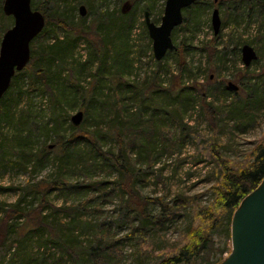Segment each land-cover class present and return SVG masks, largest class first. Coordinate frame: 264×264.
<instances>
[{"label":"rangeland","instance_id":"1","mask_svg":"<svg viewBox=\"0 0 264 264\" xmlns=\"http://www.w3.org/2000/svg\"><path fill=\"white\" fill-rule=\"evenodd\" d=\"M3 1L0 0V44L4 33L14 24L13 17L2 11ZM45 1L31 0V8L36 10ZM56 1L60 10L66 5L69 16L76 22L80 20L79 7L85 6L88 13L82 25L86 30L101 12L117 16L125 4L133 3L132 26L123 55L126 60L124 68L119 69L112 58L99 69V61L88 44L99 38L90 36V42L88 39L80 41L74 55L67 56L62 68L57 70L55 90L51 91L56 92L55 101L54 94L42 86L28 92L25 75L12 78L7 94L16 103L15 116L11 122L0 123V264H18L10 261L16 249L13 243L17 231H11L5 223L23 228L24 219L20 215L32 206L37 207L40 199L33 187L53 180L61 169L64 170L63 177L76 187L62 191L55 189L48 199L57 208L75 205L78 212L66 214L46 210L44 214L66 222H69V216L79 214L72 230L77 241H90L93 229H102L104 238L115 243L112 254L116 252L114 257L118 264H157L188 246L193 235L190 233L195 231L212 237L211 250L196 264H220L231 249L227 230L231 226L232 211L216 206L215 188L220 184L222 170L215 157L235 171H241L252 161L255 149L264 144V0L262 7L256 0L242 4L235 0H200L192 9L183 11L184 23L172 33V40L177 49L184 50L188 63V70L180 80L183 85H195L196 88L185 91L191 96L190 105L180 109V119L191 128V134L183 136L175 119L177 116L173 114L179 103L175 98L176 88L172 89L177 81L174 77L179 74L177 57L171 52L157 62L144 25L145 12L155 25H160L166 0ZM148 5L150 10L146 9ZM56 6L54 3L53 9ZM215 9L219 11L221 21L217 36L211 23ZM47 24L30 43L31 58L37 55L42 41L51 43L57 37H63L62 29ZM213 40L214 56L210 60L205 47ZM122 42L117 37L113 43L118 47ZM243 45L251 46L258 57L249 67H244L241 60ZM30 63L25 71L30 68ZM245 71L256 76L255 79L251 80L252 76L249 79ZM209 77L212 83L208 82ZM249 81L258 85L256 96L261 98L254 116L242 125L229 110H220L224 114L216 117L215 127L209 125L200 108V100L206 97V101L212 102V96H209L214 92V85L220 82L227 87L222 99L228 106L234 100V91L228 84L237 86L239 96L245 98ZM124 83L131 87L125 88ZM143 85L150 87L151 95L145 90L140 91ZM167 89L173 92L169 93ZM117 96L122 106L119 117L116 116ZM239 96L236 95L235 100L241 99ZM214 106L220 108L221 105L214 101ZM234 108L240 111L243 107L235 102ZM78 111L84 113V121L77 129L83 130L81 135L92 144L88 140L82 141V154L76 153L63 162L59 147H48L71 135L70 119ZM122 129L128 140L137 139L128 157L115 164L98 153L97 148L116 158L121 149L128 147H121L119 143ZM17 131H22L21 148L16 143ZM27 135L29 139L24 140ZM43 145L49 151V162L43 168H36L26 154L33 157ZM211 148L215 150L214 154ZM120 165L128 169L127 176H121ZM99 182H103L99 192L81 188ZM138 195L163 199L171 210L164 222L156 220L157 228L144 244L129 237L131 230L139 225L134 211ZM176 197L183 203L179 204L181 208L174 207ZM13 206H17L18 215L10 212L9 217L5 213ZM148 210L156 215L159 208L149 207ZM41 244L37 238L25 240L19 244V254L26 261H33L34 255L39 258L46 252L53 264L65 262L61 260L60 248L50 243Z\"/></svg>","mask_w":264,"mask_h":264},{"label":"trees","instance_id":"2","mask_svg":"<svg viewBox=\"0 0 264 264\" xmlns=\"http://www.w3.org/2000/svg\"><path fill=\"white\" fill-rule=\"evenodd\" d=\"M135 1L136 0H132V2ZM199 1L200 0H196V3H198ZM249 1L251 0H235V2H238L240 4ZM256 2L259 7L263 6V0H256ZM54 3L56 6V0H46L43 6L41 4L36 8V10L42 12L45 17L46 24H54L57 28L62 29L64 32L63 37H57V39L51 43H46L45 41L41 40L42 42L37 49V55L35 57H32L30 60V62L32 61V63H30V68H28V70L26 71L23 70L25 72L22 71L16 74L17 76H26L28 81V92L34 90L38 86H42L43 89L47 92L54 91L55 89L53 85L55 80H57V70H59V68H62L67 56L70 57L74 55L77 44L80 41L87 40L90 36H93L94 39H96V37L99 38V41H92L93 43H88L91 49V53L94 55V58L99 61V69L101 68V66L107 64L109 60H112V58L114 59V63L118 65L117 67L119 69L122 67L124 68L126 59H124L123 55L125 54V48L127 46L126 41L128 39L127 37L130 35L132 26V16H130V14L135 7L133 3L131 4L132 11L128 14H124L122 11H120L116 16L110 12H101L99 15L93 18L89 30H86L82 25V21H84L85 18H80L79 22H76L73 20L72 16H69L66 5H64L61 10L59 6H56L55 9H53ZM49 5H51V7H49ZM146 9L150 10V5H148ZM47 11L52 12V14H48ZM192 12L188 11V13L190 14ZM117 37L120 38V40H122L123 42L119 44L118 47H115L113 42ZM214 41L215 40H213V42L211 41L210 44L205 47L208 50V57L210 58V60L214 56ZM173 55L177 57L176 60L178 62L179 74L177 77H174L177 79V81H174L172 89L176 88L175 98L178 99L179 103L177 109L173 111V114H175L177 118L173 116L171 117L176 119L179 125L180 133L183 136L191 134V128L186 124H183L182 120L180 119V109H186L190 105L191 96L187 95L185 91H187L188 89L195 91L196 88L195 85L185 86L180 80L182 74L186 70H188V63L186 62L184 50L178 48L176 49V51H174ZM52 67H55V70H53ZM244 73L247 75V77H249V79L252 76L251 80H254L256 77L247 74L246 71ZM118 75L122 76V72H119ZM118 81H120L119 78ZM208 82L212 83L210 77L208 79ZM124 86L125 88L127 86L131 87L126 83H124ZM226 89L227 87L224 86V84L217 82V84L214 85V92L209 96H212L213 101H206V97H203L200 100V108L204 111L205 119L212 127H215L216 125V117L218 115L219 117L222 116L224 114V110H229V113L233 114L236 119L240 120L242 122L241 124L244 125L245 121L249 120V117L254 116V112L258 107L257 104L261 101V98L256 96V94L258 93V85L256 83L250 84L249 81L247 87V89L249 90L248 95L243 98L242 96H239V92H234V100L236 99V95L241 99L235 101L233 100L229 103L228 107L227 105H224V101L222 99L223 94L226 92ZM144 90L148 95H151V89L150 87H148V85H143V88L140 91ZM166 91L170 93V91L172 90L167 89ZM134 93L135 95H138L137 91H134ZM55 94L54 96H52L53 101H55ZM117 98L116 100L120 104L121 101H119L118 96ZM214 101H219L221 105L220 108H216L214 106ZM235 102L236 104H241V106L243 107L240 111L235 110ZM118 103L115 104L117 117L121 116L120 110L122 109L121 104L119 105ZM15 107L16 103H13V99L9 96V94L6 93L0 101V123L3 121L11 122L14 119ZM53 108H55L54 105ZM220 110H223V112ZM136 114L138 115V112ZM241 114L244 115L241 116ZM240 121H236V123L240 124ZM72 130L73 132L69 137L63 138L62 141L57 142L56 145L53 146L59 147V155L63 162H65V160H69L72 156H75L76 153H78V156L82 154L80 152V145L82 141L88 140L89 143H91L90 139L85 138L81 135L83 130L77 129L75 127H73ZM18 133V136L16 135V143L18 147H20L21 139L19 137L22 136V131ZM29 137L30 136L27 135L24 140H28ZM136 139L137 137H133V139L128 140L126 134L122 129L121 134H119V143L121 147L128 145L127 148L123 150L121 149L116 158L110 157V154L102 153L99 148H97V152L103 155L104 158L111 159L115 164H120V162L124 161L125 158L128 157V152L133 148V146H135ZM93 145L95 146V144ZM22 149H26V145ZM48 149L47 147H45V145H43L40 148V151L33 157L29 154H25L28 159L33 162L34 167L43 168L44 166H46L47 162H49ZM214 151L215 150L211 148V152L213 153ZM150 152L151 151H149L148 154ZM215 160L218 162L222 170L220 184L215 188L217 193L216 206L219 209L232 211L229 220L230 226L232 215L238 208L239 204L247 195H249L258 187V185L264 178V144L259 145L255 149L252 161L245 169L241 171H235L225 161L223 163L220 162L218 157L217 159L215 157ZM120 170L121 176H127L128 169H126L124 165H120ZM63 174L64 170L61 169V171L53 180L46 181L42 185L38 184L33 187L34 190L40 195V199L37 207L33 208L32 206L31 208L26 209L25 213L22 212V215H20V217L24 219L23 228L17 229V226L15 224L9 225L8 223H5V225L8 226V229H14L15 231H17V238L13 243L16 245V249L11 255L12 258H10V261L14 263L18 262V264H53V259L47 257L45 255L46 252L43 253L39 258L34 255L33 261H26L24 256H21V254H19V244H22L25 240L37 238L42 242V244L50 243L60 248L61 260H65L63 264H118L117 258L114 257V254L116 252L112 254V252H114L113 245H115V243H111L109 241V238H104L103 234L101 233L102 229H93V234L91 236L92 239L87 242H80L77 241L78 237L72 234L75 223L78 222L77 217L79 214L76 216H69L71 217L69 222H66L61 218H50L49 216H46L44 214L46 210H51L53 212H66V214H70V212H78V207H76L75 205H71L68 208H57L52 205L50 200L48 199L49 193L55 189L62 191L76 187L70 184L63 177ZM102 185L103 182L94 184L91 183L87 186L82 185L81 188L99 192V189L102 187ZM173 204H175L174 207L179 208V204L183 203L178 202V199L176 197L173 199ZM135 207V218L139 222V225L138 227L131 230L129 237H134L142 244H144L157 228L158 223L156 220H161L164 222L168 216L167 214L171 213V210L170 208H167V205L163 201V199L148 198L141 195H138V201ZM149 207L159 208V211L156 213V215H153L148 210ZM10 212L17 213L18 215L17 206H13L11 210L7 211L5 214L10 217ZM83 228L85 227L83 226ZM227 232L229 237L230 228L227 230ZM190 234L193 235L191 236V243L188 246L182 247L176 254L164 258L157 264H196L199 259L203 258L204 255L211 250L212 237H208L195 231H192ZM0 236L2 235L0 234ZM41 246L39 245V248ZM64 257H66V259H64Z\"/></svg>","mask_w":264,"mask_h":264},{"label":"water","instance_id":"3","mask_svg":"<svg viewBox=\"0 0 264 264\" xmlns=\"http://www.w3.org/2000/svg\"><path fill=\"white\" fill-rule=\"evenodd\" d=\"M195 1L166 0L159 26L151 21L148 12L144 13L145 26L157 62L176 49L171 38L172 32L183 22L182 11L191 7ZM130 9L131 5L127 3L121 11L127 14ZM2 11L4 15L13 17L14 24L4 33L0 44V100L15 73L23 71L30 62V43L45 27L44 16L31 8V0H4ZM79 14L81 17L87 14L85 6L79 7ZM211 23L214 35H217L221 26L217 9L212 13ZM257 58L251 46H242L241 60L244 67H249ZM228 88L238 90L232 83L228 84ZM83 118V112L79 111L71 117V124L79 127ZM230 233L231 253L221 264H264V179L240 203L233 215Z\"/></svg>","mask_w":264,"mask_h":264},{"label":"bare ground","instance_id":"4","mask_svg":"<svg viewBox=\"0 0 264 264\" xmlns=\"http://www.w3.org/2000/svg\"><path fill=\"white\" fill-rule=\"evenodd\" d=\"M125 2V1H124ZM10 87V86H9ZM9 89V88H8ZM8 89H7V91H8ZM7 91L4 93V95L7 93ZM82 144V143H81ZM81 146V145H80Z\"/></svg>","mask_w":264,"mask_h":264},{"label":"flooded vegetation","instance_id":"5","mask_svg":"<svg viewBox=\"0 0 264 264\" xmlns=\"http://www.w3.org/2000/svg\"><path fill=\"white\" fill-rule=\"evenodd\" d=\"M184 23V18H183V22H182V24Z\"/></svg>","mask_w":264,"mask_h":264}]
</instances>
